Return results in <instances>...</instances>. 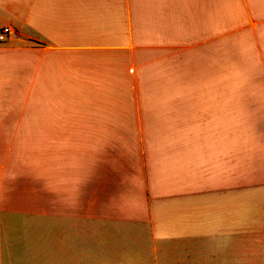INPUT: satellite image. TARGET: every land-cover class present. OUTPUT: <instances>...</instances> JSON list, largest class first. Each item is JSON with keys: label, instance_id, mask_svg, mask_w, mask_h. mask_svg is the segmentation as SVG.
Instances as JSON below:
<instances>
[{"label": "crops", "instance_id": "1", "mask_svg": "<svg viewBox=\"0 0 264 264\" xmlns=\"http://www.w3.org/2000/svg\"><path fill=\"white\" fill-rule=\"evenodd\" d=\"M5 27L0 264H264V0H0Z\"/></svg>", "mask_w": 264, "mask_h": 264}, {"label": "rangeland", "instance_id": "2", "mask_svg": "<svg viewBox=\"0 0 264 264\" xmlns=\"http://www.w3.org/2000/svg\"><path fill=\"white\" fill-rule=\"evenodd\" d=\"M253 37L246 35L242 38L243 43L239 46L230 47V54L235 55H249L253 54V46H249L252 43ZM262 39H264V32L262 33ZM16 145V154H46L45 144H33V143H21ZM52 154H78L79 144L77 143H54L50 144ZM49 150V144H48ZM14 154V152H13Z\"/></svg>", "mask_w": 264, "mask_h": 264}, {"label": "built area", "instance_id": "3", "mask_svg": "<svg viewBox=\"0 0 264 264\" xmlns=\"http://www.w3.org/2000/svg\"><path fill=\"white\" fill-rule=\"evenodd\" d=\"M15 31L11 27H5L0 31V43L5 42Z\"/></svg>", "mask_w": 264, "mask_h": 264}]
</instances>
